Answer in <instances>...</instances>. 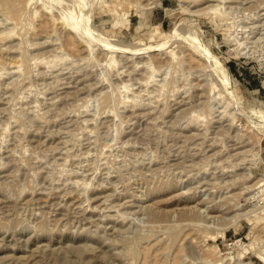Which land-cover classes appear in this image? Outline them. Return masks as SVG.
Segmentation results:
<instances>
[{"label": "rangeland", "instance_id": "1", "mask_svg": "<svg viewBox=\"0 0 264 264\" xmlns=\"http://www.w3.org/2000/svg\"><path fill=\"white\" fill-rule=\"evenodd\" d=\"M17 4L0 264H264V0Z\"/></svg>", "mask_w": 264, "mask_h": 264}, {"label": "bare ground", "instance_id": "2", "mask_svg": "<svg viewBox=\"0 0 264 264\" xmlns=\"http://www.w3.org/2000/svg\"><path fill=\"white\" fill-rule=\"evenodd\" d=\"M17 1H19V0H0V5H1V7L5 10V13L7 14V17L8 18H10V19H12V20H14L16 17H17V15H18V12H19V10H20V7H19V5L17 4ZM60 2V1H59ZM62 2V1H61ZM51 3H52V1H51ZM54 4V3H53ZM60 4V3H59ZM62 4V3H61ZM60 4V5H61ZM55 5V4H54ZM58 5V4H57ZM59 6V5H58ZM51 7H52V5H51ZM57 7V6H56ZM60 7V6H59ZM62 7V6H61ZM216 8V7H215ZM57 9H58V7H57ZM61 9V8H60ZM62 10V9H61ZM60 10V11H61ZM65 11V10H64ZM62 12V11H61ZM20 13V12H19ZM63 13H65V12H63ZM67 13H70V11L69 12H67ZM67 13H65L66 14V16H65V22H67L68 21V19L69 20H71V23L70 24H68V25H70V27L74 30V28H77V27H79V25H77V18H76V15L75 14H73L72 12H71V14L70 15H67ZM61 17V16H60ZM17 19V18H16ZM15 19V20H16ZM62 19H63V17H62ZM67 20V21H66ZM45 27V26H44ZM80 28V27H79ZM80 30V29H79ZM82 30V29H81ZM36 31V30H35ZM72 31V30H71ZM76 32H77V30H75ZM74 31V32H75ZM79 34H82V32L81 33H79ZM84 35V34H83ZM80 37H81V35H80ZM84 37V36H83ZM82 38V37H81ZM87 41V40H86ZM62 58V57H61ZM64 59V58H63ZM21 60V59H20ZM18 60H16L15 62H17ZM15 62H13L14 64H15ZM19 62H22V61H18V63ZM20 64V63H19ZM50 64V63H49ZM15 66H18V65H16L15 64ZM20 67V66H19ZM155 70V69H154ZM154 74V73H153ZM125 87L127 86L126 84L124 85ZM127 88H128V86H127ZM128 90V89H127Z\"/></svg>", "mask_w": 264, "mask_h": 264}]
</instances>
